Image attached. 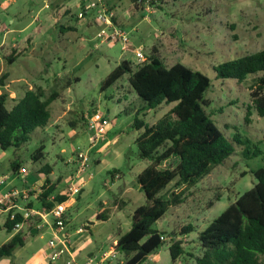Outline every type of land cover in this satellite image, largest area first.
I'll list each match as a JSON object with an SVG mask.
<instances>
[{
  "label": "rangeland",
  "instance_id": "1",
  "mask_svg": "<svg viewBox=\"0 0 264 264\" xmlns=\"http://www.w3.org/2000/svg\"><path fill=\"white\" fill-rule=\"evenodd\" d=\"M80 5L81 0H0V76L6 74L5 91L15 100L27 90L40 89L43 99L56 95L49 107L51 119L44 129L37 130L18 149L0 150V178L8 177V182L18 189H31L30 202L36 210H42L38 197L41 188L48 185L47 179L56 185L55 196L63 195L72 184L81 186L66 212L67 230L75 248L82 254L92 252L100 259L130 229L134 210L147 203L137 178L150 165V161L139 158L135 144L141 131L133 124L142 101L129 86L128 75L105 91L101 90L103 82L122 61L136 66V49L144 54L138 65L155 55L167 66L180 63L199 71L212 80L205 94L209 102L205 110L213 114L226 137L238 134L239 140L248 138L262 153L246 159L243 150L249 145H235L236 152L194 186L175 189L171 184L164 190L166 197L183 190V203L171 206L156 223L165 244L141 264H172L170 239L176 236L185 251L179 263L194 264V258L202 255L199 234L254 187L257 179L252 171L264 166V117L258 115L249 97L254 77L245 82L216 81L214 71L226 60L264 49V0H150V12L143 11L144 6L136 0H123V23L109 8L114 23L131 36V45L125 52L120 45L101 44L94 39L98 26L92 23V29L86 27L92 12L84 20L78 18ZM68 27L76 30L65 29ZM10 55L12 64L6 59ZM171 106L144 110L139 117L151 126ZM92 111L110 120L105 137L96 145L88 138L87 124L81 119ZM40 145L45 147V156L34 163L31 155ZM77 151L89 157V166L79 178L78 166L69 161ZM15 162L19 164L17 172L12 167ZM174 164L171 158L163 167ZM46 165L52 169L50 174L41 170ZM97 210L105 221L96 219ZM38 222L43 221L35 216L16 228L25 240L30 238L29 256L47 250L53 238L50 225H44L32 237L30 230ZM85 225L90 227L89 232L76 234ZM188 225L194 231L182 235ZM10 236L0 218V246ZM115 252V257L102 264H125L126 256Z\"/></svg>",
  "mask_w": 264,
  "mask_h": 264
},
{
  "label": "trees",
  "instance_id": "2",
  "mask_svg": "<svg viewBox=\"0 0 264 264\" xmlns=\"http://www.w3.org/2000/svg\"><path fill=\"white\" fill-rule=\"evenodd\" d=\"M65 29L76 30L75 27ZM12 58L11 55L6 57L10 64L14 62ZM214 71L216 81L233 79L245 82L254 77L249 97L252 107L264 117V49L226 60L215 66ZM126 75L129 86L142 101L133 124L137 131H141L135 140L138 156L150 161V165L137 178L147 203L134 210L130 229L118 237L114 249L126 256L125 264H141L165 244L163 233L155 228L156 223L171 206L183 203V190L172 192L169 197L163 194L169 185L174 184L175 189L194 186L228 160L236 152L235 145H249L243 150L246 159L258 157L262 151L248 138L239 140L238 134L226 137L213 114L205 110L209 105L205 94L212 85L207 75L180 63L167 66L158 56L151 55L135 67L130 61H122L103 82L101 90L109 89ZM5 78L6 74L0 76L1 151L24 146L37 130L44 129L51 119L49 107L56 99L55 94L43 99L40 89L27 90L18 100L10 99L4 89ZM164 104H172L169 111L151 126L145 125L140 113ZM95 113L92 111L90 115ZM81 119L86 122L83 116ZM44 152V145L34 151L31 155L34 163L44 159ZM171 158L175 159V164L164 168L163 164ZM12 167L15 172L19 170L16 162ZM41 170L50 174L52 169L46 165ZM115 172L111 173L112 176ZM252 174L257 179L254 187L244 192L199 234L202 255L194 258V264H264V166ZM46 184L38 197L42 209L49 210L55 203L67 200L65 195H57L54 202H49L56 185L49 179ZM32 207L30 203L29 208ZM97 220L106 219L98 214ZM23 222L21 214L15 219L7 216L2 227L12 233ZM194 229L188 225L182 229V235ZM170 242L172 264H180L185 254L183 243L177 236ZM24 245V238L19 233L14 234L0 246V260L12 257L15 250Z\"/></svg>",
  "mask_w": 264,
  "mask_h": 264
},
{
  "label": "built area",
  "instance_id": "3",
  "mask_svg": "<svg viewBox=\"0 0 264 264\" xmlns=\"http://www.w3.org/2000/svg\"><path fill=\"white\" fill-rule=\"evenodd\" d=\"M136 3L143 5V11L150 12L151 7L149 5L150 0H136ZM81 12L78 14V18L84 19L91 12L94 16L96 24L98 26L97 32L95 33L94 39L99 40L102 43H110L114 45H120L122 51H127L131 45V36L129 32L114 23L113 12L109 8L106 0H82L80 5ZM98 47L97 44L95 48ZM135 56L138 58L140 64L144 59L143 51L140 49L135 50ZM132 67H135L133 65ZM87 124V135L93 145H96L101 141L108 130L110 120L107 116H103L100 113L94 115H84ZM70 162L75 163L78 166L76 172V178H79L82 173L86 171L89 166L88 154L83 151H77ZM8 177L4 176L0 178V214L6 213L10 219H15L17 214H21L25 221L32 217L38 216L42 219L43 225H51L53 231V238L48 242L47 246V258L49 262H57L63 260L64 264H79L76 261L73 245L70 237L66 233V212L68 209L67 200L59 203H55L54 206L49 210H36L35 208H29L31 189H18L12 188L3 193L4 187L8 184ZM82 187L76 185H70L68 190L63 194L70 198L77 196ZM55 195H51L48 198L49 202H54ZM52 219V221H50ZM23 222V223H24ZM22 223V224H23ZM21 224V225H22ZM20 225H18L19 227ZM85 227L79 229V232H83ZM162 240H165L164 236ZM116 245V244H115ZM115 249H111L104 253L100 257L101 262H106L112 257H115ZM95 259L88 258L84 264H93Z\"/></svg>",
  "mask_w": 264,
  "mask_h": 264
},
{
  "label": "crops",
  "instance_id": "4",
  "mask_svg": "<svg viewBox=\"0 0 264 264\" xmlns=\"http://www.w3.org/2000/svg\"><path fill=\"white\" fill-rule=\"evenodd\" d=\"M106 2H107V4H108V6L109 7H111L112 8V10H113V12L115 13V16H116V18H118V20L121 22V23H123V20H122V16H121V11H120V9H123L125 6L123 5V0H113V1H111V0H106ZM81 3H82V0H81ZM88 17V16H87ZM90 21H88V23L86 24V27H88L89 29H92L91 28V24L92 23H94V24H96V21H95V19H94V16L93 15H90ZM84 20V19H83ZM81 22V21H80ZM121 27V26H120ZM123 29H125L124 27H122ZM98 29V28H97ZM97 32V31H96ZM95 32V33H96ZM93 35H95L94 34V32H93ZM1 45H2V43H1ZM0 58H1V52H0ZM9 181V180H8ZM12 188H16L14 185H12V183L10 182H8V184L4 187V189H3V193L4 192H6V191H8V190H10V189H12ZM54 195V194H53ZM32 200V198L30 197V201ZM74 202H75V200H74V198H70V197H68L67 196V204H68V206H71L72 204H74ZM31 203V202H30ZM29 203V204H30ZM98 214H99V211L97 210V213H96V219H97V216H98ZM6 217H7V214L6 213H1L0 214V218L2 219V225L4 224V222H5V220H6ZM45 225V224H44ZM44 225H43V222H42V224H39V222L38 223H35V226L34 227H32L31 228V230H30V233L32 234V237H35V235H37L38 233H39V231L40 230H42L43 229V227H44ZM45 226H48V225H45ZM67 227H68V225H67V219H66V229H65V231H66V233L68 234V236L70 237V240H71V234L69 233V231L67 230ZM83 227H85V229H84V231L83 232H81V233H84V232H89V226H87V225H85V226H83ZM50 228H51V225H50ZM82 228V227H81ZM80 229V228H79ZM79 229L78 230H76V234H81L80 232H79ZM52 230V229H51ZM17 231H18V229H15L12 233H11V236H10V238L14 235V234H16L17 233ZM52 233H53V231H52ZM9 238V239H10ZM8 239V240H9ZM30 239V238H29ZM29 239L28 240H25V245L22 247V248H18L19 250L12 256V257H9V258H3V259H1L0 260V264H39V263H42V264H57L58 262H61V264H64V261L63 260H59V261H57V262H54V263H52V262H49L48 261V258H47V250H44L42 253H33L31 256H29L28 255V248L31 246L30 245V241H29ZM72 242V241H71ZM72 245H73V249H74V253H75V256H76V261H77V263H79V264H84V263H86V261L88 260V258H93V259H95V261H99V264H102L103 262H101L100 261V259L99 258H97V256L94 254V253H92V252H90V253H88V254H82V252L81 251H79V249H77V248H75L76 246H75V244L72 242ZM109 251V250H108ZM107 251V252H108ZM106 253V252H105ZM24 254V255H23ZM77 257H78V259L79 260H77ZM101 257V256H100ZM98 259V260H97Z\"/></svg>",
  "mask_w": 264,
  "mask_h": 264
}]
</instances>
